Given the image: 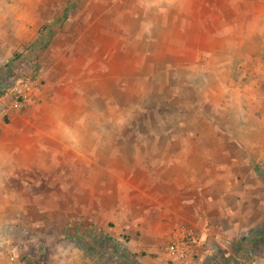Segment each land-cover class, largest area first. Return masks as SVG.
Instances as JSON below:
<instances>
[{
	"label": "rangeland",
	"instance_id": "obj_1",
	"mask_svg": "<svg viewBox=\"0 0 264 264\" xmlns=\"http://www.w3.org/2000/svg\"><path fill=\"white\" fill-rule=\"evenodd\" d=\"M254 255L264 0H0V264Z\"/></svg>",
	"mask_w": 264,
	"mask_h": 264
},
{
	"label": "built area",
	"instance_id": "obj_2",
	"mask_svg": "<svg viewBox=\"0 0 264 264\" xmlns=\"http://www.w3.org/2000/svg\"><path fill=\"white\" fill-rule=\"evenodd\" d=\"M169 253L172 255L178 254V247L177 245H171L169 247ZM234 264H264V257L254 255L250 257L245 256H238L233 258Z\"/></svg>",
	"mask_w": 264,
	"mask_h": 264
},
{
	"label": "water",
	"instance_id": "obj_3",
	"mask_svg": "<svg viewBox=\"0 0 264 264\" xmlns=\"http://www.w3.org/2000/svg\"><path fill=\"white\" fill-rule=\"evenodd\" d=\"M216 264H222V263L219 262V263H216Z\"/></svg>",
	"mask_w": 264,
	"mask_h": 264
},
{
	"label": "crops",
	"instance_id": "obj_4",
	"mask_svg": "<svg viewBox=\"0 0 264 264\" xmlns=\"http://www.w3.org/2000/svg\"><path fill=\"white\" fill-rule=\"evenodd\" d=\"M238 257V256H237ZM233 258H235V257H233Z\"/></svg>",
	"mask_w": 264,
	"mask_h": 264
}]
</instances>
